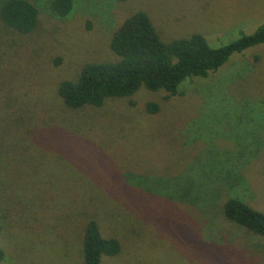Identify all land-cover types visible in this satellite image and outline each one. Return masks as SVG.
Returning <instances> with one entry per match:
<instances>
[{"label": "rangeland", "instance_id": "374dc122", "mask_svg": "<svg viewBox=\"0 0 264 264\" xmlns=\"http://www.w3.org/2000/svg\"><path fill=\"white\" fill-rule=\"evenodd\" d=\"M27 1L32 33L0 22V264H82L89 219L121 247L100 264H264V238L214 200L234 189L264 213V45L172 97L141 88L70 110L57 94L84 65L117 61L112 34L135 12L164 42L218 47L264 21V0H72L64 19Z\"/></svg>", "mask_w": 264, "mask_h": 264}, {"label": "trees", "instance_id": "16d2710c", "mask_svg": "<svg viewBox=\"0 0 264 264\" xmlns=\"http://www.w3.org/2000/svg\"><path fill=\"white\" fill-rule=\"evenodd\" d=\"M50 7L58 19H64L72 12L73 1L52 0ZM0 22L9 30L27 35L38 26L39 11L27 0H0ZM260 45H264V21L250 34L241 33L227 44L211 47L200 34L164 42L148 16L135 12L112 34L110 50L117 61L84 65L76 80L58 85L57 94L70 110L99 108L107 99L130 98L141 88L162 91L172 97L179 94V87L186 80L205 79L232 55ZM158 110L156 103L146 105L149 114ZM229 192L233 195H228ZM235 194L234 189L225 194L215 193L214 200L224 196V218L264 238V213L240 201ZM120 250L117 239L103 237L96 221L87 220L81 242L82 264H100L103 258L117 256ZM3 259L0 248V262Z\"/></svg>", "mask_w": 264, "mask_h": 264}]
</instances>
